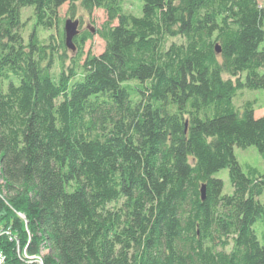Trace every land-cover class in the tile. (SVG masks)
Masks as SVG:
<instances>
[{"label": "trees", "instance_id": "1", "mask_svg": "<svg viewBox=\"0 0 264 264\" xmlns=\"http://www.w3.org/2000/svg\"><path fill=\"white\" fill-rule=\"evenodd\" d=\"M141 1L137 17L126 0H0L6 264H264V115L234 103L264 92V0ZM76 2L105 12V47L84 54L85 31L63 66L37 32ZM249 146L263 167L244 172Z\"/></svg>", "mask_w": 264, "mask_h": 264}, {"label": "rangeland", "instance_id": "2", "mask_svg": "<svg viewBox=\"0 0 264 264\" xmlns=\"http://www.w3.org/2000/svg\"><path fill=\"white\" fill-rule=\"evenodd\" d=\"M75 13L73 15L74 19H78L81 23V27L79 28L80 32L77 36H81L85 31H89L91 34L90 40L86 41L83 51L84 54L90 52L91 54L98 55L100 54L105 47L104 41L100 38L98 35V30L101 28L102 24L106 20V14L103 10H94L91 14H88L85 12L78 2L74 5ZM125 11L127 13L133 14L135 16L141 15V8H142V1L141 0H126L125 2ZM71 12L70 7L65 4L60 8L59 11V22L54 24L51 29L45 30L43 28H38V37L41 41L48 42H54L56 45L65 44L64 36H62L64 22L66 19L71 18ZM22 22L24 23L23 26V35L25 39L28 38L30 33L32 32V29L34 27V19L32 18V12L30 8H25L22 11ZM76 36V37H77ZM62 40V42H61ZM75 45L76 50L72 51L69 48H66V52L62 51L61 48L58 47L59 53L63 57L65 56V65L63 66H69L70 65V59L76 55L78 52V48ZM61 60H55L54 61V68L53 73L54 75H58L60 70V63ZM76 79V78H75ZM247 100H254L256 101V111L255 116L259 117L264 115V92L259 91H249V90H241L238 92L237 97L235 98V105L241 106L245 101ZM234 155L236 156L237 161L241 165L244 172H247V166H258L263 167V159L258 154L256 148L254 146H249L246 148H234ZM214 177L219 178L223 181V193L231 194L232 188L231 183L229 180L228 175V169H221L217 173L214 174ZM256 234L261 239L262 235V228L257 223L255 225ZM24 256V254H23ZM36 261H38L36 259Z\"/></svg>", "mask_w": 264, "mask_h": 264}, {"label": "water", "instance_id": "3", "mask_svg": "<svg viewBox=\"0 0 264 264\" xmlns=\"http://www.w3.org/2000/svg\"><path fill=\"white\" fill-rule=\"evenodd\" d=\"M79 25L80 23L78 19L69 18L66 19L64 22L63 31H64L65 46L71 49L72 51L76 50L73 40L80 32ZM217 51L219 52L218 48ZM201 198L202 200L205 199V185L201 187Z\"/></svg>", "mask_w": 264, "mask_h": 264}, {"label": "built area", "instance_id": "4", "mask_svg": "<svg viewBox=\"0 0 264 264\" xmlns=\"http://www.w3.org/2000/svg\"><path fill=\"white\" fill-rule=\"evenodd\" d=\"M24 257L27 258V259L34 258V257L27 256L26 252H24ZM37 260H38L39 264H44L43 260L40 257H38ZM6 263H7L6 255L2 251H0V264H6Z\"/></svg>", "mask_w": 264, "mask_h": 264}, {"label": "flooded vegetation", "instance_id": "5", "mask_svg": "<svg viewBox=\"0 0 264 264\" xmlns=\"http://www.w3.org/2000/svg\"><path fill=\"white\" fill-rule=\"evenodd\" d=\"M80 22V21H79ZM81 27V23H80V25H79V28Z\"/></svg>", "mask_w": 264, "mask_h": 264}]
</instances>
